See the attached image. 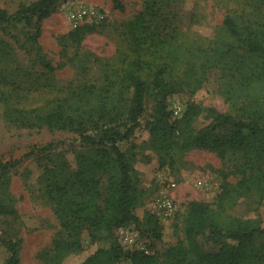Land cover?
Segmentation results:
<instances>
[{"label":"trees","instance_id":"trees-1","mask_svg":"<svg viewBox=\"0 0 264 264\" xmlns=\"http://www.w3.org/2000/svg\"><path fill=\"white\" fill-rule=\"evenodd\" d=\"M58 0H33L8 12L0 7V23L22 24L15 40L29 60L49 73L56 69L39 41L41 23L55 9ZM113 7L124 9L122 0H111ZM256 4L257 16L239 21L227 16L213 40L211 61L226 69L233 62L240 86L250 90L264 86V0ZM166 2V3H165ZM164 5L169 0H144V6L128 23V33L134 46L141 51L131 58L118 75L119 90L109 95L97 94V103L90 102L92 92L81 87L57 99L49 106L12 107L9 118L25 127L47 126L77 132L79 145L72 149L74 164L67 153H48L45 165V191L60 222L61 230L50 247L39 252L42 264H62L66 257L84 249L82 232L90 229L92 237L104 242L75 264H117L129 258L130 264H264V225L258 218H243L225 213L227 204L255 189L264 199V98L250 99L240 114L219 111L215 107L201 108L189 103L183 113L170 119L166 98L176 89L169 74V61H160L149 50L169 51L176 36V26L166 18ZM175 16V15H174ZM85 27L69 35L79 43ZM0 40V58L7 52ZM148 51L152 53L150 57ZM169 54V53H168ZM228 59L230 61H228ZM0 76V102H7L10 91ZM154 89L158 96L156 117L149 123L151 145L172 155L176 150L201 148L222 153L227 149L243 154L242 176L229 184L217 204L191 200L184 216V239L162 252L143 249L125 250L113 235L115 228L134 222L142 233L160 237L158 220L147 213L135 214L139 192L134 179L135 152L123 150L119 142L129 140L140 125L145 110L146 95ZM208 122L192 130V122L201 111ZM47 144L46 149H51ZM30 153H25L28 156ZM17 160H0V217H18V210L8 191L9 173ZM206 236L216 250L205 248L198 237ZM0 243L8 251L4 264H21L22 238L0 233Z\"/></svg>","mask_w":264,"mask_h":264},{"label":"rangeland","instance_id":"rangeland-1","mask_svg":"<svg viewBox=\"0 0 264 264\" xmlns=\"http://www.w3.org/2000/svg\"><path fill=\"white\" fill-rule=\"evenodd\" d=\"M33 0H0V7L15 11L21 4ZM124 9L113 7L111 0H58L55 9L41 23L39 41L43 51L56 66L52 72L34 65L19 47L15 36L17 26L0 23V40L7 52L0 58L1 83L10 91L7 102H0V160H17L11 167L8 191L15 202L18 217H0V233L22 238L21 264H42L39 252L50 247L61 230L60 222L45 191L44 169L49 162L48 153H67L74 164L72 149L78 147V134L68 129L25 127L12 121L8 110L12 107L49 106L57 99L77 93L81 87L92 92L90 102L97 103V94L116 93L118 75L127 62L141 51L134 46L128 33V23L143 9L144 0H122ZM167 1V0H166ZM164 5L166 18L176 26V35L169 44V51H156L160 61H169L171 76L177 89L166 98V111L173 120L180 116L189 103L201 108L215 107L219 111L240 114L255 97L264 98V86L249 89L240 86L235 76L233 62L223 68L211 61L213 40L227 16L247 21L257 16L258 0H169ZM166 3V2H165ZM264 13V4H262ZM94 8L96 17L84 16L75 20L77 12ZM175 15V16H174ZM85 27L86 33L79 43L69 33ZM148 51L150 57L152 53ZM169 53V54H168ZM228 61H230L228 59ZM158 96L154 89L146 95L145 110L140 125L129 140L119 142L128 152H135L134 179L139 198L134 209L142 218L147 213L158 220L160 237L142 233L134 222L115 228L113 235L125 250L143 249L162 252L166 247L184 239V216L191 200L216 205L229 184L242 176L243 154L227 149L222 153L201 148L176 150L165 156L151 145L149 123L156 117ZM178 109L179 114L174 110ZM206 111H201L192 122V130L208 122ZM51 144V149H44ZM25 153H30L24 156ZM174 183V185H172ZM163 198L172 201L168 211L161 205ZM225 213L243 218H258L264 225V199L252 189L234 204H227ZM90 229L82 232L84 249L69 255L62 264H75L92 253L104 242L92 237ZM198 240L210 250H216L206 236ZM8 255L0 243V264ZM117 264H130L129 258Z\"/></svg>","mask_w":264,"mask_h":264},{"label":"built area","instance_id":"built-area-1","mask_svg":"<svg viewBox=\"0 0 264 264\" xmlns=\"http://www.w3.org/2000/svg\"><path fill=\"white\" fill-rule=\"evenodd\" d=\"M84 16L96 17L97 16V10L94 8L80 10L79 12L76 13L75 20L80 19ZM174 112H175V114H179L178 109H175ZM172 185H174V183H172ZM161 205L165 209H167L168 211H172V209H173L172 201L168 198H163L161 201Z\"/></svg>","mask_w":264,"mask_h":264}]
</instances>
